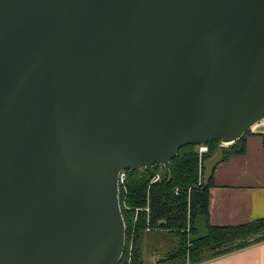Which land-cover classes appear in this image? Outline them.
I'll use <instances>...</instances> for the list:
<instances>
[{"label": "water", "instance_id": "1", "mask_svg": "<svg viewBox=\"0 0 264 264\" xmlns=\"http://www.w3.org/2000/svg\"><path fill=\"white\" fill-rule=\"evenodd\" d=\"M264 119V0H0V264H117L122 169Z\"/></svg>", "mask_w": 264, "mask_h": 264}, {"label": "trees", "instance_id": "2", "mask_svg": "<svg viewBox=\"0 0 264 264\" xmlns=\"http://www.w3.org/2000/svg\"><path fill=\"white\" fill-rule=\"evenodd\" d=\"M249 133L250 130L231 144L222 146V160L245 152ZM205 144L208 150L201 154L198 144L181 146L169 168L156 163L152 172L143 166L126 169L125 187H120L118 194L125 222V245L117 264H143L138 241L147 227L180 234L175 248L156 264H170L175 260L195 264L264 240V216L236 225L210 223L209 188L214 184V172L206 181L203 162L218 150L221 142L216 139ZM156 173H160V178L151 183ZM146 205L149 212L144 209ZM136 207H142L137 215ZM197 222L203 226L201 233Z\"/></svg>", "mask_w": 264, "mask_h": 264}, {"label": "crops", "instance_id": "3", "mask_svg": "<svg viewBox=\"0 0 264 264\" xmlns=\"http://www.w3.org/2000/svg\"><path fill=\"white\" fill-rule=\"evenodd\" d=\"M249 130L245 152L230 155L214 168L208 204L211 224L236 225L264 216V119ZM151 231H143L138 241L143 264ZM195 264H264V240Z\"/></svg>", "mask_w": 264, "mask_h": 264}, {"label": "rangeland", "instance_id": "4", "mask_svg": "<svg viewBox=\"0 0 264 264\" xmlns=\"http://www.w3.org/2000/svg\"><path fill=\"white\" fill-rule=\"evenodd\" d=\"M201 226H202L201 222L200 223L197 222V228L199 230V233L203 231L202 230L203 228ZM179 238H180V234L174 231H165L159 229L152 230L151 238L149 240L150 250L147 253L143 252V254L145 253V258H146L145 264H152L153 260L158 261L163 259L168 251H171L173 250V248H175L174 245L178 243ZM127 262L130 263L129 258ZM170 264H182V262L180 260H175V261H170ZM186 264H191V263H189V261L187 260Z\"/></svg>", "mask_w": 264, "mask_h": 264}, {"label": "built area", "instance_id": "5", "mask_svg": "<svg viewBox=\"0 0 264 264\" xmlns=\"http://www.w3.org/2000/svg\"><path fill=\"white\" fill-rule=\"evenodd\" d=\"M197 150H198V152L201 154V153H203V152H206L207 150H208V145L207 144H205V143H201V144H198L197 145ZM127 173H126V169H122L121 171H119V174H118V192H119V190H120V187H125V183H126V180H127ZM160 178V173H156L153 177H152V179H151V183L152 182H155V181H157L158 179ZM176 192L178 191V188L176 187ZM142 209V207H136V209H135V211H136V215H137V212L139 211V210H141ZM144 209L147 211V212H149V206L148 205H146L145 207H144ZM136 215H135V217H136ZM146 230H151L150 229V227H147L146 228ZM130 250H131V245H130Z\"/></svg>", "mask_w": 264, "mask_h": 264}]
</instances>
